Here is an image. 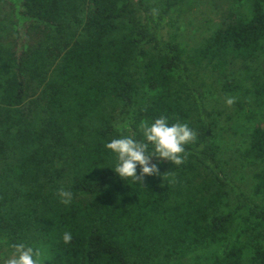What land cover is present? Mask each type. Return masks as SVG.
<instances>
[{"label": "trees", "instance_id": "trees-1", "mask_svg": "<svg viewBox=\"0 0 264 264\" xmlns=\"http://www.w3.org/2000/svg\"><path fill=\"white\" fill-rule=\"evenodd\" d=\"M149 1L0 0V260L23 242L45 264H264V0H233L190 49L165 32L176 2ZM219 94L247 109L249 195L225 169ZM160 116L197 132L187 159L121 178L106 143Z\"/></svg>", "mask_w": 264, "mask_h": 264}, {"label": "clouds", "instance_id": "clouds-1", "mask_svg": "<svg viewBox=\"0 0 264 264\" xmlns=\"http://www.w3.org/2000/svg\"><path fill=\"white\" fill-rule=\"evenodd\" d=\"M155 15V11L153 13ZM236 98L227 96L225 103L231 107ZM140 127L143 131L144 140H136L132 135L120 136L106 143L105 147L117 156L115 172L124 179L131 178L133 182L142 185L146 176H160L159 167L152 163V158L170 161L174 165H181L187 159L188 153L185 146L195 143L197 132L188 123L177 122L169 125L165 116L155 119L150 125L142 121ZM152 151H149V146ZM140 166V173L137 174V166ZM169 179L170 183L175 182L174 173L169 171L163 174V180ZM60 203L70 205L73 200L72 191L61 186L55 193ZM63 241L68 244L72 241L71 232L63 234ZM14 252L4 261V264H45V256L40 248L26 246L25 243L12 245Z\"/></svg>", "mask_w": 264, "mask_h": 264}, {"label": "rangeland", "instance_id": "rangeland-1", "mask_svg": "<svg viewBox=\"0 0 264 264\" xmlns=\"http://www.w3.org/2000/svg\"><path fill=\"white\" fill-rule=\"evenodd\" d=\"M167 0H151L150 4L154 7H161ZM176 3L172 7L173 12L170 13L173 25L167 27L165 32L176 36L177 41L183 43L187 48L197 47L204 38L209 36L221 23V17L224 12H230L238 7V3L233 0H174ZM234 2V4H232ZM210 75H208V78ZM223 99L221 110L224 115L220 118V128L225 135V169L231 179L245 192L251 194V186L253 185V169L243 168L239 158L238 148H240V138H233L234 131L238 128L236 113L244 114L246 110H240L236 105L229 107L225 103V97L219 94ZM249 108V105H245ZM250 115V114H247ZM239 118V117H238ZM235 142V143H234ZM234 143V144H233ZM9 256H3L0 264Z\"/></svg>", "mask_w": 264, "mask_h": 264}]
</instances>
